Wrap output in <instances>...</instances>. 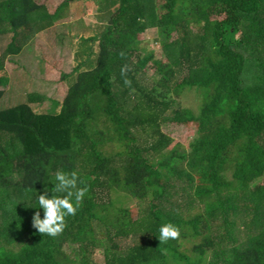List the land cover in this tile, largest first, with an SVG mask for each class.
<instances>
[{
	"label": "trees",
	"instance_id": "obj_1",
	"mask_svg": "<svg viewBox=\"0 0 264 264\" xmlns=\"http://www.w3.org/2000/svg\"><path fill=\"white\" fill-rule=\"evenodd\" d=\"M79 2L101 3L107 18L75 37L64 101L38 113L48 96L29 92L0 108V264H264V0H66L53 15L37 0H0V72ZM151 31L177 35L167 62L136 47ZM148 62L161 74L152 84ZM184 88L201 96L197 110L181 104ZM172 123L197 124L189 149L171 147ZM58 170L77 171L89 191L62 234L43 236L33 215L44 218L38 198L51 197ZM115 190L151 198L146 214L134 219ZM169 222L180 236L160 244Z\"/></svg>",
	"mask_w": 264,
	"mask_h": 264
},
{
	"label": "rangeland",
	"instance_id": "obj_2",
	"mask_svg": "<svg viewBox=\"0 0 264 264\" xmlns=\"http://www.w3.org/2000/svg\"><path fill=\"white\" fill-rule=\"evenodd\" d=\"M66 0H37V3L45 7L50 14H55L59 7ZM107 14L101 3L79 2L72 3L70 8L65 12L60 23L51 27L49 30L40 33L34 38L23 51L17 55L9 56L4 64V72L9 79L6 87L1 86L0 90H5V98L0 103V108L5 109L14 107L20 103L27 101V94L35 92L38 94H46L48 99L34 106L38 113H47L53 109V100L63 102L68 93V86L63 79V74H70L75 67V44L78 34L92 35L95 31L101 29L106 23ZM85 21L84 27L81 29L79 22ZM101 27V28H99ZM194 29L198 26L193 25ZM176 34H158L157 31H151L147 34L139 36L136 47L141 49L144 56L155 51L157 58L167 62L163 47L176 38ZM9 42L8 39L0 41V53L3 47ZM147 81L154 83L160 80L161 74L154 65V62H148L144 66ZM181 104L193 110H197L201 103V96L196 90L184 88L181 93ZM97 128L105 131L111 128L103 115L98 117ZM197 124H167L164 125V132L174 139L173 146L179 145L180 148L189 149L191 144L197 138ZM118 147L115 143H111L110 150H116ZM13 182L20 181V177L16 175ZM114 198L123 201L124 207L131 210L134 219H138L146 214L151 202V198L145 201H139L131 195L123 192H114ZM199 242V241H196ZM193 243L186 242L184 248L192 253ZM76 246L69 243L65 245L66 257L72 260L76 259ZM95 259L98 262H104L103 250L98 248L95 253ZM194 260V259H193ZM182 264V263H181Z\"/></svg>",
	"mask_w": 264,
	"mask_h": 264
},
{
	"label": "clouds",
	"instance_id": "obj_3",
	"mask_svg": "<svg viewBox=\"0 0 264 264\" xmlns=\"http://www.w3.org/2000/svg\"><path fill=\"white\" fill-rule=\"evenodd\" d=\"M124 55L125 53L121 52V57ZM128 70L127 65L123 66L121 75H126ZM125 83L127 84L128 81L126 80ZM55 179L57 183L51 197L49 198L48 191L45 190L38 198L40 208L44 210V218H41L39 211H36L33 215L32 226L43 236L56 237L62 234L67 226L66 217L76 214L89 191L87 186H79L85 182L80 178L77 171L66 173L58 170L55 173ZM179 236L180 228L171 222L163 224L159 229L160 244L166 243L170 239H178Z\"/></svg>",
	"mask_w": 264,
	"mask_h": 264
}]
</instances>
